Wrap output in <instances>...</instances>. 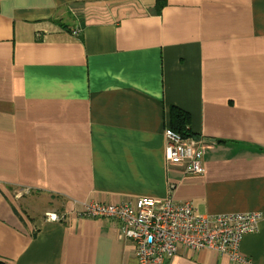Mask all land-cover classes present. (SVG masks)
<instances>
[{
  "label": "crops",
  "instance_id": "obj_1",
  "mask_svg": "<svg viewBox=\"0 0 264 264\" xmlns=\"http://www.w3.org/2000/svg\"><path fill=\"white\" fill-rule=\"evenodd\" d=\"M171 107L200 175L164 159ZM142 196L260 214L239 249L264 264V0H0V264H138L119 220L81 209Z\"/></svg>",
  "mask_w": 264,
  "mask_h": 264
},
{
  "label": "built area",
  "instance_id": "obj_2",
  "mask_svg": "<svg viewBox=\"0 0 264 264\" xmlns=\"http://www.w3.org/2000/svg\"><path fill=\"white\" fill-rule=\"evenodd\" d=\"M163 136L166 162L178 166L184 174L203 173L201 139L183 137L169 127ZM44 215L52 221L61 220L55 212ZM81 215L119 220L118 236L133 242L138 264H166L180 246L210 249L227 254L236 263L248 264L240 252V242L244 234L256 231L260 218L256 212L202 214L188 200L147 196L116 203L87 202Z\"/></svg>",
  "mask_w": 264,
  "mask_h": 264
},
{
  "label": "trees",
  "instance_id": "obj_3",
  "mask_svg": "<svg viewBox=\"0 0 264 264\" xmlns=\"http://www.w3.org/2000/svg\"><path fill=\"white\" fill-rule=\"evenodd\" d=\"M165 3V0H155V6L160 9ZM188 115L186 112L171 107L170 109V124L169 128L179 133L183 137H192V134L188 131Z\"/></svg>",
  "mask_w": 264,
  "mask_h": 264
}]
</instances>
